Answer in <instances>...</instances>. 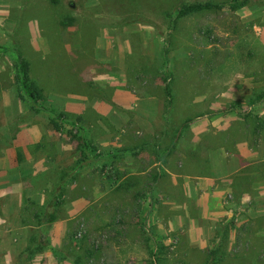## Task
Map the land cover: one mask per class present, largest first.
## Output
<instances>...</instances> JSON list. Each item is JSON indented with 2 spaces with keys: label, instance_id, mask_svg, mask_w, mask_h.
<instances>
[{
  "label": "rangeland",
  "instance_id": "1",
  "mask_svg": "<svg viewBox=\"0 0 264 264\" xmlns=\"http://www.w3.org/2000/svg\"><path fill=\"white\" fill-rule=\"evenodd\" d=\"M232 1L0 0V160L26 129L41 134L29 150L52 158L40 169L19 161L14 175L35 191L26 193L20 218L0 223V264H75L77 257L80 264H264L259 184L245 203L242 190L227 195L233 214L216 222L210 244H191L183 171L175 166L183 141L194 144L190 129L174 141L190 122L210 125L200 147L231 155L236 146L264 144V0L177 19L186 5ZM69 19L74 24L65 27ZM17 58L30 64L41 106L23 99ZM118 94L136 101L123 106ZM218 119L231 127L220 130ZM172 141V167L150 168L153 155L134 166L135 155L126 154ZM55 200V222L41 224ZM9 209L19 211L11 202ZM65 221L63 244L31 261L26 249L34 251L43 235L50 243L55 224ZM70 235L78 245L71 253Z\"/></svg>",
  "mask_w": 264,
  "mask_h": 264
},
{
  "label": "crops",
  "instance_id": "2",
  "mask_svg": "<svg viewBox=\"0 0 264 264\" xmlns=\"http://www.w3.org/2000/svg\"><path fill=\"white\" fill-rule=\"evenodd\" d=\"M135 99L132 96L118 94L115 101L129 107L136 101ZM68 105L69 103L66 106ZM67 111L77 112L68 107ZM221 121L223 119H218V122H215L218 123L220 130L227 131L231 124L226 126ZM191 123H187L182 127L178 138L174 141L178 142L181 137H184L182 136L184 132L186 133L187 129L189 132L190 129L195 135L193 138L194 144L191 143L190 146H184L183 141L182 146L178 148L179 151L176 152V155L181 158L177 159L175 166L177 165L178 169L180 168L183 171L181 176L184 180V223L187 230H189L187 234L188 241L191 244H210L215 236L216 222L233 214L232 210H226L224 206V200L227 195H233L242 190L243 195L240 200L245 203L246 199L253 198V189L258 184L262 189L260 192L264 193V144L254 150L236 146L235 152H232L231 155L224 150H212L207 145L200 147L196 143L203 139L204 134L203 136L201 134L210 125L206 122ZM261 132L263 135V130ZM40 141L41 134L38 131L26 129L21 133L18 140L13 143V146L4 147L2 151L5 155L0 160V223H3V217L13 216L20 218L21 205L26 193L35 191L34 187L30 185L31 180L27 178L24 180L20 173L14 175L19 161L23 164L19 165L21 168L26 166V168L34 167L36 169L44 167L47 161L48 163L52 161V158L41 156V151H38V153L35 151L37 153L35 155L29 150L31 145ZM174 141L167 147L163 145L162 150L158 145L151 148L153 152L146 148L134 147L133 149H127L126 154L135 155L132 156L134 166L137 164L143 166L147 161H150V157L153 155V165L150 168L158 169L164 167L162 164L172 167L171 163L174 161V152L172 150L175 149L173 148ZM18 149H24L25 154H19ZM134 158H142V160H135ZM199 169L202 170V173L198 171ZM168 173L173 179L176 176L171 172ZM162 175L163 172L160 171L159 175L155 174L154 177L152 176L154 185L158 184ZM10 202L12 205H17L19 210L17 213L10 212ZM86 205V202L84 205L76 203L73 209L82 210ZM66 228V221L55 224L50 237V244L53 247L58 248L60 244H63ZM17 242L15 240V243ZM46 257L49 258L50 256Z\"/></svg>",
  "mask_w": 264,
  "mask_h": 264
},
{
  "label": "trees",
  "instance_id": "3",
  "mask_svg": "<svg viewBox=\"0 0 264 264\" xmlns=\"http://www.w3.org/2000/svg\"><path fill=\"white\" fill-rule=\"evenodd\" d=\"M249 4V0H233L232 2L229 3H221V4H213V3H207V4H191V5H186L183 8H181L178 13H177V19L195 14V13H200L204 11H211V10H222L225 8H229L232 11H237ZM74 20L69 19V23L67 25H64L65 27H70L73 26ZM17 64H18V71H17V80L20 85L21 91L23 93V99L24 97L27 98L30 103L34 106L37 107V105H40L45 101L44 97V92L43 90L31 79L30 77V72H31V66L30 64L24 60L17 58L16 59ZM57 206V201H51L48 204L47 207V212L44 214L43 219H41V224H47L51 225L52 223L55 222L56 220V215L54 214V208ZM53 210V211H51ZM37 218L40 219V216H37ZM50 230L46 228V236ZM44 237L41 236V243L37 244V248L33 251L31 248L26 249V253L28 252L31 256L30 260H34V257L36 255L44 253V249L47 248L49 251L54 252V248L50 246V243L46 240L45 235ZM70 237L69 241L70 244L66 245V248H68V252L71 253L73 252V249H76L78 245L72 244L74 241V238L72 235L68 236ZM78 249H81L79 247ZM158 250L160 252H163L165 250V247L162 244H158ZM155 257V263L158 262V254L152 252ZM215 254V253H214ZM88 255H91V252H88ZM70 256V255H69ZM87 257L88 260L90 257ZM75 264H80L81 258L77 257L75 260ZM210 264H216L215 260H211Z\"/></svg>",
  "mask_w": 264,
  "mask_h": 264
}]
</instances>
